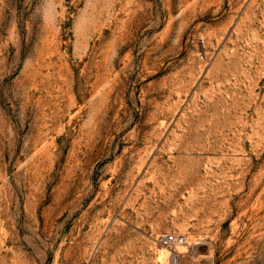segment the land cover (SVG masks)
<instances>
[{
  "label": "rangeland",
  "instance_id": "1",
  "mask_svg": "<svg viewBox=\"0 0 264 264\" xmlns=\"http://www.w3.org/2000/svg\"><path fill=\"white\" fill-rule=\"evenodd\" d=\"M0 264H264V0H0Z\"/></svg>",
  "mask_w": 264,
  "mask_h": 264
},
{
  "label": "built area",
  "instance_id": "2",
  "mask_svg": "<svg viewBox=\"0 0 264 264\" xmlns=\"http://www.w3.org/2000/svg\"><path fill=\"white\" fill-rule=\"evenodd\" d=\"M156 240L158 244L164 248H172L179 243L182 244L185 242V238L183 236H178L169 232L158 234Z\"/></svg>",
  "mask_w": 264,
  "mask_h": 264
},
{
  "label": "bare ground",
  "instance_id": "3",
  "mask_svg": "<svg viewBox=\"0 0 264 264\" xmlns=\"http://www.w3.org/2000/svg\"><path fill=\"white\" fill-rule=\"evenodd\" d=\"M186 239H187V238H186ZM188 243H189V242H188ZM188 243H187V244H188ZM176 258H177V257L174 258V261H175V262H176ZM177 260H178V259H177Z\"/></svg>",
  "mask_w": 264,
  "mask_h": 264
}]
</instances>
